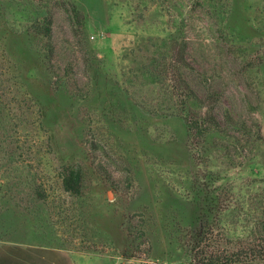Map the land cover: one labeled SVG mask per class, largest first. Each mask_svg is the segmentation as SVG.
I'll list each match as a JSON object with an SVG mask.
<instances>
[{
  "label": "rangeland",
  "instance_id": "374dc122",
  "mask_svg": "<svg viewBox=\"0 0 264 264\" xmlns=\"http://www.w3.org/2000/svg\"><path fill=\"white\" fill-rule=\"evenodd\" d=\"M263 214L264 0H0V240L205 264Z\"/></svg>",
  "mask_w": 264,
  "mask_h": 264
},
{
  "label": "trees",
  "instance_id": "16d2710c",
  "mask_svg": "<svg viewBox=\"0 0 264 264\" xmlns=\"http://www.w3.org/2000/svg\"><path fill=\"white\" fill-rule=\"evenodd\" d=\"M42 28L43 34L45 36V45L47 47V51L52 52V26L50 23L44 22L42 24ZM174 41L177 42L179 40L178 38H176L174 39ZM177 44L178 47L174 48V68H177V70H179V67L181 66H188V63L186 61L187 43L185 41H179V43ZM208 111L211 110L208 109ZM183 112L184 113L179 112L178 115H184V120L186 122L187 128L189 131H191V129H193L191 120L187 115L186 109H184ZM203 122L206 123L205 120H203ZM82 178V173L79 168L70 169L68 174H66L63 178L64 188L67 191L72 192L73 194H79ZM214 196L216 198V195ZM217 196L219 199L220 192L217 193ZM209 212L212 213V211ZM226 242L229 246L234 244L230 239H227ZM237 242L239 245L236 247V249H227L224 253L221 252L213 255H206L205 258H207V262H205V264H264V218H258L246 237L240 238ZM197 246L198 248H205V245L201 247V244L199 243Z\"/></svg>",
  "mask_w": 264,
  "mask_h": 264
},
{
  "label": "crops",
  "instance_id": "0c3cea01",
  "mask_svg": "<svg viewBox=\"0 0 264 264\" xmlns=\"http://www.w3.org/2000/svg\"><path fill=\"white\" fill-rule=\"evenodd\" d=\"M93 256L71 249L0 240V264H82V258L91 264L88 259Z\"/></svg>",
  "mask_w": 264,
  "mask_h": 264
}]
</instances>
